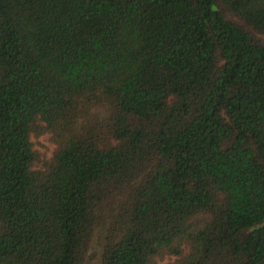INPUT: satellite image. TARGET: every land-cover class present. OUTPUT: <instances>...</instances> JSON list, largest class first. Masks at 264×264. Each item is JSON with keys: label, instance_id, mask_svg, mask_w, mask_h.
I'll return each mask as SVG.
<instances>
[{"label": "trees", "instance_id": "obj_1", "mask_svg": "<svg viewBox=\"0 0 264 264\" xmlns=\"http://www.w3.org/2000/svg\"><path fill=\"white\" fill-rule=\"evenodd\" d=\"M96 235L99 264H264V0H0V264Z\"/></svg>", "mask_w": 264, "mask_h": 264}, {"label": "rangeland", "instance_id": "obj_2", "mask_svg": "<svg viewBox=\"0 0 264 264\" xmlns=\"http://www.w3.org/2000/svg\"><path fill=\"white\" fill-rule=\"evenodd\" d=\"M31 141L33 143V148L37 151L39 159H40L36 163V165L40 166L41 162L44 159L49 158L52 155L55 149V144L53 143V141H51L49 134H43L38 137L32 136ZM91 247H92L94 257L85 259V261L82 264H99L101 246L98 241L97 235L95 236L91 244ZM173 261H174V258H171V259L166 258L162 260L160 264H173Z\"/></svg>", "mask_w": 264, "mask_h": 264}]
</instances>
